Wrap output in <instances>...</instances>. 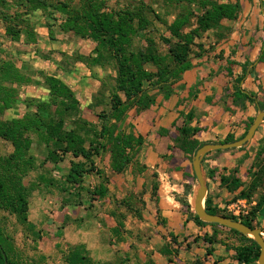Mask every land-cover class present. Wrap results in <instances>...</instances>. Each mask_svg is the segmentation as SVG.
I'll list each match as a JSON object with an SVG mask.
<instances>
[{"label": "rangeland", "instance_id": "374dc122", "mask_svg": "<svg viewBox=\"0 0 264 264\" xmlns=\"http://www.w3.org/2000/svg\"><path fill=\"white\" fill-rule=\"evenodd\" d=\"M51 1L52 5L57 1L65 2L70 8L74 9H78L84 2V0ZM103 1L104 6L108 9L119 10L135 0ZM144 1L155 9L160 19H151L147 28L132 38L130 50H152L159 55H164L168 50L166 39L175 41L169 31L171 22L177 14L184 13L186 9L195 11L196 7L185 4L168 6L162 0ZM2 9L4 8H0V11ZM24 9L16 4V6H11L8 11L11 13L15 10ZM250 16L251 12L233 21L236 24L238 22L244 23L250 19ZM24 17L28 19L36 34L34 42L27 41L23 32L16 40H12L5 35L0 16V60L6 61L9 67L25 74L30 79L27 84L16 85L18 90L17 100L13 107L6 110L0 118L21 117L26 113H33L39 102H49L46 80L49 76H54L72 89L73 99L76 101L73 110H65L63 105L50 108L49 111L52 112L54 118L64 117V128H73L76 132L84 127V123L86 124V129H99L101 125L100 117L110 111V94L115 88V63L104 55L100 60V64L90 65L88 57L94 56L92 50L96 43L92 39L80 38L73 32L60 30L58 25L63 21L64 16L59 12L53 11L51 6L47 11L33 10L28 15H24ZM229 30H231L230 26L218 24L202 33L201 37L196 39L195 42L200 43L199 41L204 37H211L210 34L212 32L220 33V37H224L226 31ZM263 48L256 60L257 65L253 67L256 70L253 75V82L258 83L256 85L257 92H251L262 105H264V93L259 94L258 92L262 90L261 82L264 77ZM199 51L198 47L192 46L189 55L190 59ZM229 63L230 65H237L233 61ZM145 68L154 70V67L150 64H146ZM230 74L231 69L229 70ZM240 77L242 78V76ZM240 81L236 82L234 80V85H239ZM144 88H148L147 83L144 84ZM149 91L151 92V90ZM155 103L156 100L153 105ZM141 111L137 106L126 109L119 128L124 129L126 132H132L134 135H141L144 143L145 138H149L151 129L147 130L145 127L142 129L139 121L134 120L141 116ZM44 122L47 125L48 121L46 119H44ZM51 129L55 134L60 133L55 123L52 124ZM29 135L33 140L30 154L35 156L36 168L24 178V184L29 191V218L36 223L34 225L36 230L40 231L41 237L36 240L32 230L19 224L14 215L0 211V228L3 234L10 238L13 251L22 259L24 264L25 262L27 264L30 260L37 259L39 255L46 257L45 264H59L62 254L60 250L55 248V243L60 242L61 249H65L71 241L75 242L77 236L81 237V233L87 234L97 230L99 222L106 229L109 228V231L106 235L97 234L96 232L95 236L101 235L104 244L111 248L110 252L112 253L113 250L119 251L121 258L127 255V252L125 254L122 253H124L123 250L127 251L128 246L135 247L144 243L148 244L147 246L151 245L149 240H153V238L150 236L155 232H166V235L163 234L162 236L161 234L163 246H173L174 243L170 235H174L173 231L177 230L178 225L176 224H180V221L173 219V223H169L167 217L162 216L160 209H158L157 199L155 198L156 183L158 185L160 183L156 169L159 168V163L161 165L165 163L166 154H158L159 158L162 157L165 160L150 161L146 154L148 152L146 145L142 143L138 150L136 161L131 162L121 173L112 171L110 167L111 158L108 152H102L100 155L95 156L96 167L101 169L108 177V184H106L107 193L104 197L99 198L98 195L94 194V191L101 179L95 173L85 175L82 184L83 190L78 192L76 190L72 192L61 191V187L66 184L61 177L68 170L70 159H72L71 156H64L62 162L54 165L45 160L46 148L44 144L39 141L35 134L31 133ZM42 135H44V139L51 140L48 134ZM230 135L234 137L233 134ZM87 137H91V134ZM151 140L149 138V141ZM213 142L218 143V141ZM85 145L87 146V143ZM263 145L264 121L259 125L254 137L246 145L230 150V157L227 160H223L227 165L221 168L220 174L239 180L240 186L236 191H229L221 184L220 174L215 179L209 177L206 174L208 163L204 164V161L202 162L207 187L210 189L208 195L212 199L213 204L216 205L219 214L250 217V212L254 209L256 202L264 196L263 176L259 170L260 165L264 163V151L258 159L255 157L256 150ZM11 149L8 143L0 140L2 153H8ZM73 161H78V159H73ZM188 161L191 163V160ZM38 165L40 168H38ZM143 169L144 172L141 171ZM253 183H255V187ZM150 185H155L156 189L152 187L153 189L150 190ZM196 187V181L194 182V187L184 183L181 191L178 192L179 207L186 209V212L183 211L182 213H187L188 217L189 215L191 217L192 213H194L191 201ZM241 189H244L248 195L242 198H235ZM186 204H188L189 208H187ZM236 210L239 214L233 213ZM65 215L66 217L64 218ZM62 221L70 224L64 231L59 229ZM117 221H121L124 225L123 235L125 240L123 241L118 240L115 234L113 235L110 232V228L115 226ZM251 222L255 228L261 229L264 238V205L256 212V216L252 218ZM84 227L86 230L82 232ZM214 228L224 231L229 237H233L236 244L245 242V240H241L239 236L232 234L225 227L219 225ZM142 230H146L148 234L150 232L148 238L139 236V232ZM91 233L94 236V232ZM58 234H66V236L58 238ZM97 236L96 242L99 240ZM89 239L90 241L93 240L91 237Z\"/></svg>", "mask_w": 264, "mask_h": 264}, {"label": "trees", "instance_id": "16d2710c", "mask_svg": "<svg viewBox=\"0 0 264 264\" xmlns=\"http://www.w3.org/2000/svg\"><path fill=\"white\" fill-rule=\"evenodd\" d=\"M162 2L168 6L185 4L196 7L195 11L186 9L184 13L177 14L169 25L170 35L175 41L166 39L168 50L164 55H159L152 50H130L132 38L140 31L145 30L151 19H160L155 9L144 0L132 1L119 10L108 9L104 6L103 0H84L78 9L70 8L67 3L62 1H57L52 5L51 0H0V8H4L0 11L4 33L12 40L18 39L23 32L27 41L34 42L36 34L24 15L37 9L47 11L51 6L53 11L64 16L63 21L58 25L60 30L73 32L80 38L92 39L96 43L92 50L94 56L88 57L90 65L100 64L104 55L108 56L116 65L115 88L110 94V111L100 117L101 125L97 130L95 128L86 129L84 123V127L76 132L73 128H64V117L54 118L52 112L49 111L50 108L63 105V108L69 111L73 110L76 104L72 89L54 76H49L46 80L49 102H39L33 113H26L21 117L0 118V140L8 143L12 148L8 153H2L0 150V211L14 215L19 224L32 230L36 240L41 237L40 231L36 230L35 226L28 221L29 191L24 184V178L36 166L35 156L30 154L33 140L29 134H35L44 144L46 161L57 165L62 162L64 156H71L68 170L62 176V180H65L66 184L61 187V191L76 190L78 192L83 190L82 184L85 175L95 173L101 181L94 194L99 198L104 197L107 193L108 177L96 167L94 157L102 152H108L112 171L121 173L131 162L136 161L138 150L143 143L141 135H134L132 132H126L119 128L126 109L137 106L141 110H145L153 105L158 94L169 96L173 92V85L180 79L181 74L192 67L189 57L191 47L196 46L202 50L201 43H196L195 40L200 38L202 33L220 24L223 19L236 20L240 9L238 0L234 3L224 0L221 2L219 0H162ZM16 4L25 9L10 13L9 8ZM195 54L199 55L200 53ZM146 64L153 66L154 70L146 69ZM247 66L248 64L242 65V69L246 70ZM241 79V77L236 78L235 81L239 82ZM29 80L25 74L9 67L6 61L0 60V117L16 102L18 96L16 85L27 84ZM145 83L148 84V90L144 88ZM235 96L238 97L239 94ZM244 96L258 109L264 110V105L259 103L252 94L247 93ZM44 119L48 121L47 125H45ZM191 120L192 117L188 115L183 121V125L178 127V135L174 138L172 146L181 151L188 160L192 159L197 148L207 143L196 139L195 135L199 129L190 125ZM53 123L57 124L60 133L55 134L52 131ZM246 131L247 129L239 138L243 137ZM42 134H48L51 140L44 139ZM89 134L91 137H87ZM234 140L235 138L229 134L221 142ZM263 151L264 145L256 150L255 157L258 159ZM216 152H220V150ZM73 159H78V161H73ZM259 170L263 176L262 185H264V163L260 165ZM209 177H212V174ZM219 179L229 191H236L240 186L238 179L229 178L227 175L220 174ZM153 188L156 189V186L154 185ZM247 195L248 193L241 189L235 198ZM204 204L207 212L219 214L208 194ZM263 205L264 196L256 202L254 209L250 212V217L219 215L254 227L251 222L252 218L256 216V212ZM186 206L189 208L188 204ZM191 218L198 225H211L213 228L219 226L201 221L194 213ZM227 229L232 234L239 236L241 240H245L244 243L232 246L236 262L238 264H257L259 246L255 241L236 230ZM215 230L211 236L204 235L203 240L209 244L213 243L216 236ZM112 233L118 240H125L124 225L121 221H117L112 228ZM170 236L178 248L181 242L177 241L176 236L172 234ZM169 247V245L163 246L162 253L172 254ZM55 248L62 254L59 264H99L89 256L82 244H68L65 249H61V244L56 243ZM211 251L212 248H207L206 254L210 255ZM45 260L44 255H39L37 259L30 260L27 264H45ZM168 261L172 260L168 258ZM146 262V264H153L151 260ZM0 264H24L13 251L10 238L3 234L1 228ZM116 264L132 263L130 257L126 255ZM195 264H199V262Z\"/></svg>", "mask_w": 264, "mask_h": 264}, {"label": "crops", "instance_id": "0c3cea01", "mask_svg": "<svg viewBox=\"0 0 264 264\" xmlns=\"http://www.w3.org/2000/svg\"><path fill=\"white\" fill-rule=\"evenodd\" d=\"M227 1L234 3L236 0ZM238 2L240 7L238 18L251 12L250 19L237 24L233 20H223L220 24L230 26L231 30L226 31L224 37H220V33L212 32L211 37L201 39L200 54L191 57L192 67L181 74L180 79L173 85V92L167 97L161 93L158 94L156 103L142 110L141 116L134 119L139 121L142 129L144 127L147 130L151 129L148 137L152 140L145 138L143 143L146 145L148 151L146 154L150 161L165 160L162 157L159 158L158 154H166L165 163L162 165L159 163L160 166L156 169L160 181L159 185L156 183V204L169 223L173 219L180 221V224H176L178 228L173 233L177 241L182 243L178 248L175 244H173L174 247H169L172 254H163L161 250L164 244L161 241V234L163 236L167 233L155 232L150 236L153 238L149 240L151 245L147 246L148 244L144 243L135 247L128 246L127 251L123 250L122 254L127 252L132 264H146L147 260H151L153 264H195L196 262L238 264L232 249V246L237 245L233 237H229L224 231L215 230L211 225H198L190 215L188 217L187 213H182L186 212V209L179 207L178 192L181 191L184 183L194 187L195 180L191 163L181 151L172 147L173 140L178 135V127L183 125L188 115L192 117L190 125L199 129L195 135L196 139L209 143L221 142L229 134H233L235 138L239 137L246 130L249 120L255 117L258 111L257 106L248 101L244 94L257 92L258 83L253 82L256 70L253 67L257 65L256 60L264 47V0H238ZM232 61L237 65H230L229 62ZM244 64H248L246 70L242 69ZM240 76H242L240 84L234 85L233 81ZM262 80L263 91H259V94L264 93V77ZM238 94L239 96L236 97L235 95ZM228 150L211 151L206 155L203 163H208L207 166L205 165L208 170L206 174H212L211 178L218 177L221 168L227 165L223 160L230 157L232 149ZM150 166L153 167L151 164ZM38 168H40L39 165ZM152 187L150 185V190L153 189ZM209 192L208 187L207 194ZM29 215L30 201L27 218L31 224H36L30 220ZM59 226V229L64 231L70 224L62 221ZM113 227L110 228L111 233ZM84 230H86L85 227L82 228V232ZM214 230L216 231L215 241L209 244L203 240V236H211ZM108 231L109 228L106 229L99 222L97 230L91 231L94 232V236L91 232L90 234L81 233V237L77 236L75 242L71 241L69 244H82L89 256L99 264H116L121 259L120 252L113 250L111 253V248L104 244L101 237ZM96 232L101 234L96 235L99 238L97 242ZM149 235L150 232L148 234L146 230L139 232L141 238H148ZM62 236L66 234L57 237ZM88 236L93 240L90 241ZM195 237L196 240H194ZM174 248L177 250H173ZM207 248H212L210 255L206 254ZM168 258L172 261L169 262Z\"/></svg>", "mask_w": 264, "mask_h": 264}, {"label": "water", "instance_id": "95a60500", "mask_svg": "<svg viewBox=\"0 0 264 264\" xmlns=\"http://www.w3.org/2000/svg\"><path fill=\"white\" fill-rule=\"evenodd\" d=\"M263 121L264 110L259 109L243 137L225 143H205L196 149L191 159V167L193 170L195 181L197 183V187L195 188L193 199L191 201V206L194 214H196V216L205 223H213L236 230L242 235H245L248 238L254 240L255 243L259 246L257 264H264V238L261 229L249 227L243 224L241 221L233 220L223 215L211 214L205 209L204 201L207 196L208 187L206 176L202 167V159L207 153L211 151L228 150L243 147L253 138L257 128Z\"/></svg>", "mask_w": 264, "mask_h": 264}, {"label": "flooded vegetation", "instance_id": "af4514ba", "mask_svg": "<svg viewBox=\"0 0 264 264\" xmlns=\"http://www.w3.org/2000/svg\"><path fill=\"white\" fill-rule=\"evenodd\" d=\"M258 110H259V109H258ZM252 119H254V117H253ZM249 125H250V124H248V127H249ZM248 127H247L246 129H248ZM257 129H258V128H257ZM256 131H257V130H256ZM243 133H244V132H243ZM243 133H242V134H243ZM255 133H256V132H255ZM242 134H241V135H242ZM241 135H240V136H241ZM254 135H255V134H254ZM240 136H239V137H240ZM239 137H236V138L234 137V138H235V140H236V139H239ZM253 137H254V136H253ZM218 143H219V142H218ZM220 143H221V142H220Z\"/></svg>", "mask_w": 264, "mask_h": 264}, {"label": "built area", "instance_id": "2783aa9c", "mask_svg": "<svg viewBox=\"0 0 264 264\" xmlns=\"http://www.w3.org/2000/svg\"><path fill=\"white\" fill-rule=\"evenodd\" d=\"M233 213H235V214H239L237 210H236V211H233Z\"/></svg>", "mask_w": 264, "mask_h": 264}]
</instances>
